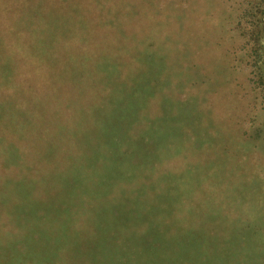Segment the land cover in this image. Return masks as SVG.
<instances>
[{
    "label": "rangeland",
    "instance_id": "rangeland-1",
    "mask_svg": "<svg viewBox=\"0 0 264 264\" xmlns=\"http://www.w3.org/2000/svg\"><path fill=\"white\" fill-rule=\"evenodd\" d=\"M262 1L0 0V264H264Z\"/></svg>",
    "mask_w": 264,
    "mask_h": 264
},
{
    "label": "trees",
    "instance_id": "trees-1",
    "mask_svg": "<svg viewBox=\"0 0 264 264\" xmlns=\"http://www.w3.org/2000/svg\"><path fill=\"white\" fill-rule=\"evenodd\" d=\"M243 14H244V17L250 18L249 24L248 23H247V25L239 24V26L237 28H238V32L240 33V35L242 37H245V40H246V43L243 45V50H245L247 66L251 70V73H252V79L254 82V87H255V89H257L260 92L261 96L264 99V39H262V37L264 38V26H263L264 21H262V20H264V17H263V15H264V2L252 4L250 7H247L244 10ZM252 28H254V29L252 30ZM9 32L11 35L12 34L14 35L15 42L18 41V36H17L15 30L10 28ZM20 47H17V48L19 49ZM21 49H23V48L21 47ZM12 71H13V67L11 65L8 66L7 72L10 73ZM41 81H42V79H39V81L36 80V82H41ZM1 85L2 84H1V79H0V87H1L0 94L3 91H10V90H6L5 87L1 86ZM41 87L42 86H40V89H41ZM104 89H106V86H101V90H104ZM26 91H27V86L25 84V86L23 87V93ZM51 93H52V96L55 95V89H52ZM60 95L63 96V94H56V96H60ZM118 128H119V126H118ZM1 136H3V134H1L0 137ZM24 139H25V136H24ZM0 151H1V145H0ZM36 154H37L39 159H45L44 158L45 154L43 152H40L37 150ZM85 161H86V165L84 167L87 168L88 170L94 171L93 162H92L93 159L92 158L86 159V155H85ZM23 163H24V161H23ZM100 173H99V175H100ZM102 184H104V182H102ZM105 187L106 186H103V188H105ZM106 205L110 206V211H111L112 210V203L110 201H106ZM76 206H79L84 211V214L87 215L91 221H93L92 222L93 230L88 231L91 234V238L89 240L90 242H95L98 238V235L104 236L103 242H105L106 238H109L110 240H113V239L117 240L115 237H111L112 232H110L109 230L102 231L99 233L96 232L98 227L102 226V224H99L100 221L102 222V219L98 215H96L98 217V219H97V217H95V219H94V216L88 214L91 211V209L89 208V206L87 204L86 197H84V199H82V200H80V199L76 200L72 207H67V208H72L73 212L63 211L64 215L62 214V216L60 218V220H61L60 224L59 225L56 224V228H58L59 232L57 233L56 231H54L53 233L48 234L49 238L53 239L52 240V242L54 243L52 245L53 247L58 246V248H61L60 241L62 243L66 239V237H68L66 235V233H68V235L69 234L72 235V237H70V238L73 239L75 237L73 235V233H75L77 230H80L83 227L82 223H80L79 220H77L75 218L78 214H80V213H75ZM38 211L39 210L34 211V216L35 217L37 216L36 217L37 220H43L44 219L43 212L38 213ZM113 211H114V209H113ZM60 214L61 213H59L57 215H60ZM36 228L42 229L39 227V225H36ZM103 232H109V234L108 235H106L105 233L100 234ZM95 234H97V235H95ZM90 249H91V247H86V249H85L83 247L76 246L71 250V256L69 255L68 258H66V259H69L71 257L78 255L80 252H82V250H85L84 253L87 254L86 250H90ZM72 251H74L78 254L72 253ZM61 261H63V260H61ZM83 261L80 264H90V263H87V261H85L83 263ZM60 262H58L56 264H60ZM26 263L29 264L30 262L24 261L22 264H26ZM37 263L41 264L40 261H37ZM32 264H36L35 260ZM61 264H65V263L62 262Z\"/></svg>",
    "mask_w": 264,
    "mask_h": 264
}]
</instances>
